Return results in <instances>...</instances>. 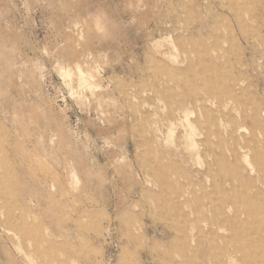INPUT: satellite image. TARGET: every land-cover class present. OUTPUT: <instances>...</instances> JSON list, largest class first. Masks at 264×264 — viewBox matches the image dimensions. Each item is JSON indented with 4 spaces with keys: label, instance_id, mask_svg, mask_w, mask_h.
I'll list each match as a JSON object with an SVG mask.
<instances>
[{
    "label": "rangeland",
    "instance_id": "374dc122",
    "mask_svg": "<svg viewBox=\"0 0 264 264\" xmlns=\"http://www.w3.org/2000/svg\"><path fill=\"white\" fill-rule=\"evenodd\" d=\"M263 181L264 0H0V264H248Z\"/></svg>",
    "mask_w": 264,
    "mask_h": 264
},
{
    "label": "bare ground",
    "instance_id": "6f19581e",
    "mask_svg": "<svg viewBox=\"0 0 264 264\" xmlns=\"http://www.w3.org/2000/svg\"><path fill=\"white\" fill-rule=\"evenodd\" d=\"M263 183H264V181H263ZM244 189L246 190V188H244ZM255 189H256V192L254 194H251L249 192V188H247L245 196L241 198V203L247 204V205L256 209L258 202L264 198V192L260 191L258 188H255ZM245 190H244V192H245ZM248 211H249V209H248ZM223 219H224L225 223H228V224L230 223L228 219H225V218H223ZM230 227H231V225H230ZM231 229H233V228L231 227ZM254 232L256 234H260L259 230L255 229ZM234 237H236L238 240L241 241L240 245L235 247V252L242 254L241 261L246 262L248 264H264V253L261 251H257L256 249L253 248L252 245L245 244V242H242V241H244V239L246 237H248V235H245V233L242 234L241 232H235ZM260 242L264 245V238L260 239ZM232 259L235 260V257L233 256Z\"/></svg>",
    "mask_w": 264,
    "mask_h": 264
}]
</instances>
